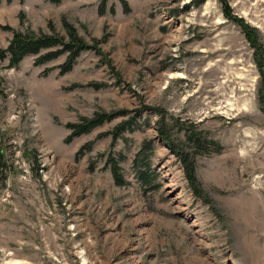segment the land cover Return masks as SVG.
<instances>
[{"label":"rangeland","instance_id":"obj_1","mask_svg":"<svg viewBox=\"0 0 264 264\" xmlns=\"http://www.w3.org/2000/svg\"><path fill=\"white\" fill-rule=\"evenodd\" d=\"M127 2L0 6V48L69 26L97 47L64 75L66 55L1 65L0 264H264V79L244 32L264 45V0H227L237 21L218 0ZM97 112L116 116L67 143Z\"/></svg>","mask_w":264,"mask_h":264},{"label":"trees","instance_id":"obj_2","mask_svg":"<svg viewBox=\"0 0 264 264\" xmlns=\"http://www.w3.org/2000/svg\"><path fill=\"white\" fill-rule=\"evenodd\" d=\"M14 1L16 0H0V6L4 3H13ZM18 1L24 2L25 0ZM48 1L52 4H61L65 0ZM218 1L223 8L224 16L228 19L237 21L235 18L231 17V11L227 0ZM108 2L109 0H100L99 11L101 14H105L107 12ZM120 2L123 6L124 12L129 14L131 10L127 0H120ZM109 11L112 15H115L116 13L114 7H111ZM244 32L247 40L255 49V60L259 67L260 75L262 79H264V45L260 43V33L257 29L250 28L249 26H244ZM68 35L70 39L66 40V38L62 36L53 34L33 35L24 32H14V36L8 47L0 48V70L2 69L1 65L6 61L8 62L7 68L16 69L28 57H36L35 65L44 66L66 55V61L60 66L61 74L64 75L71 72L82 53L90 50L96 51L97 47L88 44L85 40L79 37L76 30L72 26H69L68 28ZM47 74L48 71H46L44 75ZM89 87L99 90L101 86L93 83L89 85ZM115 116L116 114L114 113L97 112L90 118H82L77 123H69L67 128L70 130L71 134L67 138L66 142L71 143L75 138L91 133L104 123L114 119ZM128 125L129 121H125L118 125L112 133L113 137H118L121 131L126 129ZM162 134L164 135L163 131ZM90 146L91 145H88L84 149L90 148ZM171 148L175 151L173 147ZM7 169L8 166L6 156L0 144V181L3 183L6 181L8 176L6 172ZM113 170L114 168H112V171ZM186 170L190 176L192 184L195 183L192 178L195 174L194 169L186 164ZM4 172L6 173L4 174ZM115 176H118L116 171L114 172V177Z\"/></svg>","mask_w":264,"mask_h":264}]
</instances>
